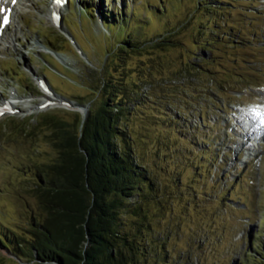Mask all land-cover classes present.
<instances>
[{"label":"rangeland","instance_id":"1","mask_svg":"<svg viewBox=\"0 0 264 264\" xmlns=\"http://www.w3.org/2000/svg\"><path fill=\"white\" fill-rule=\"evenodd\" d=\"M54 1L17 6L19 18L4 34L17 37L19 51L0 40V103L14 105L0 112L3 231L24 238V166L53 156L41 137L24 143V123L44 113L85 118L101 105L99 88L114 68L147 101L131 128L161 184L150 210L156 238L169 235L177 263L240 264L248 252L256 256L253 244H264V140L257 136L264 127V0H88L91 15L84 0H66L59 25L47 14ZM116 8L130 12L132 27L102 26V12ZM124 35L142 45L119 63L113 51ZM169 36L174 43H159ZM212 40L213 52L202 51ZM39 41L67 63L32 47ZM47 94L78 107L30 111ZM0 264L25 263L0 242Z\"/></svg>","mask_w":264,"mask_h":264},{"label":"trees","instance_id":"2","mask_svg":"<svg viewBox=\"0 0 264 264\" xmlns=\"http://www.w3.org/2000/svg\"><path fill=\"white\" fill-rule=\"evenodd\" d=\"M87 2L83 1L84 10L91 15L94 10ZM115 11L102 12L103 27H132L130 12ZM124 36L113 51L119 63L142 45ZM174 41L169 36L159 43ZM214 45L212 40L202 51L213 52ZM112 71L99 88L101 105L90 109L86 118L74 113L68 120L44 113L34 125L24 123V143L41 137L53 156L24 166L30 185L24 188V238L4 232L0 222V242L21 263L183 264L166 246L169 235L156 238L150 210L161 184L138 153L139 137L131 128L147 101L140 85L130 87L123 74ZM253 246L256 256L250 251L240 264H264V244Z\"/></svg>","mask_w":264,"mask_h":264},{"label":"bare ground","instance_id":"3","mask_svg":"<svg viewBox=\"0 0 264 264\" xmlns=\"http://www.w3.org/2000/svg\"><path fill=\"white\" fill-rule=\"evenodd\" d=\"M23 1H25V0H14V2H13V0H0V9L3 8V7H5L6 9H10L12 11V13H13V19L16 20V19L19 18L18 12L16 11V8L19 5H23ZM27 1L32 2V0H27ZM68 4L69 3L66 4V2L63 1L61 4H58V6L55 5L53 8H51V6H50V10H48V12H47V14L49 15L50 23L56 25L54 23V19H52V16H53L54 12L58 11V13H60V12H63V11H67L68 8L70 7V5H68ZM0 17H1V15H0ZM2 30L3 29L1 28V19H0V40L2 42H4V45L8 44L9 47L13 46L15 48V50L19 51L20 49H18L16 47V43L18 41L17 37L14 36V35H11L10 38L8 39V38L5 37L4 31L2 32ZM7 47L8 46H6V48ZM32 47H35L36 49H39L40 52L51 54V55L55 56L57 59H59L60 61L66 62V58L64 56H60V55L55 54L52 50H50L49 48L44 46L40 41L35 43V44H33ZM43 98H44V100H43V103L40 106V108L30 107V111H32V110H34V111L35 110L42 111V110H45V109H50L52 107H59V106L67 107L69 109H75L77 107V106H70V105L66 104L65 102H63V101H57L50 94L45 95ZM11 99L12 100H16L15 97H12ZM12 105L13 104H12L11 101L5 99L3 102L0 103V112L8 113L10 110L13 109L14 105L13 106ZM260 137H264V132H262Z\"/></svg>","mask_w":264,"mask_h":264},{"label":"snow or ice","instance_id":"4","mask_svg":"<svg viewBox=\"0 0 264 264\" xmlns=\"http://www.w3.org/2000/svg\"><path fill=\"white\" fill-rule=\"evenodd\" d=\"M13 2H14V0H13ZM4 21H5V23L7 22V17H4Z\"/></svg>","mask_w":264,"mask_h":264},{"label":"water","instance_id":"5","mask_svg":"<svg viewBox=\"0 0 264 264\" xmlns=\"http://www.w3.org/2000/svg\"><path fill=\"white\" fill-rule=\"evenodd\" d=\"M77 107H78V106H77ZM86 117H87V115H86ZM86 117H85V118H86Z\"/></svg>","mask_w":264,"mask_h":264}]
</instances>
